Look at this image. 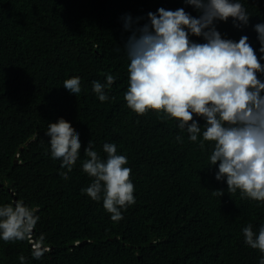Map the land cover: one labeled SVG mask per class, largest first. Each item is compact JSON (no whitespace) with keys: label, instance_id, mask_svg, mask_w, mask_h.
Segmentation results:
<instances>
[{"label":"trees","instance_id":"trees-1","mask_svg":"<svg viewBox=\"0 0 264 264\" xmlns=\"http://www.w3.org/2000/svg\"><path fill=\"white\" fill-rule=\"evenodd\" d=\"M241 3L251 15L248 25L236 28L229 18L217 21V30L237 42L246 35L264 56L254 28L264 23V0ZM161 7L199 15L184 0H0V206L15 197L40 217L33 240H0V264H21L20 255L25 264H260L264 258L242 232L251 223L258 233L264 203L242 199L239 190L229 193L226 180L215 179L213 142L201 149L175 119L162 120L154 110L138 115L126 104L124 45L131 33L122 17H142L143 25L147 13ZM107 74L116 80L101 102L92 82L103 83ZM75 76L81 79L77 96L63 87ZM60 118L81 141L67 180L45 135ZM194 119L203 129V118ZM90 140L101 158L107 156L103 145L115 143L132 170L135 203L118 222L102 200L81 191L93 179L82 170ZM40 234L48 250L37 260L32 242Z\"/></svg>","mask_w":264,"mask_h":264},{"label":"clouds","instance_id":"clouds-1","mask_svg":"<svg viewBox=\"0 0 264 264\" xmlns=\"http://www.w3.org/2000/svg\"><path fill=\"white\" fill-rule=\"evenodd\" d=\"M192 6L198 17L184 8H159L133 19L122 17L125 31L131 33L124 49L129 61L128 88L124 99L129 109L138 115L154 110L160 119H175L177 127L188 133L189 141L204 148L213 142L209 157L211 167L218 164L217 181L226 180L227 191L238 190L242 199L264 203V65L256 50L241 36L239 41L225 39L217 30L216 22L232 18L234 27L248 25L250 14L241 0H184ZM264 53V23L254 26ZM191 37H200L196 42ZM116 77L107 74L105 81L92 82V91L101 102L109 100L107 90ZM63 87L71 94L81 92L78 76L66 79ZM194 117H202L203 129ZM50 137L51 156L62 161L63 179H69L80 157L79 133L71 123L60 118L49 123L45 133ZM202 136V139L200 137ZM182 143L183 138L176 137ZM106 158L94 150L90 140L84 148L86 159L82 170L92 182L81 189L93 201H103L111 219H123L122 210L135 203V186L131 180L128 159L117 153L115 143H105ZM223 190L213 191L222 196ZM37 210L22 200L0 206V240L15 242L33 240L34 229L40 220ZM244 242L252 249L264 253V225L258 233L249 223L242 229ZM40 234L32 242L33 258L39 260L48 249ZM21 264L26 257L19 256ZM260 264H264L261 258Z\"/></svg>","mask_w":264,"mask_h":264},{"label":"water","instance_id":"water-1","mask_svg":"<svg viewBox=\"0 0 264 264\" xmlns=\"http://www.w3.org/2000/svg\"><path fill=\"white\" fill-rule=\"evenodd\" d=\"M15 199H16V198L14 197V200H13V201H14V203H15Z\"/></svg>","mask_w":264,"mask_h":264}]
</instances>
